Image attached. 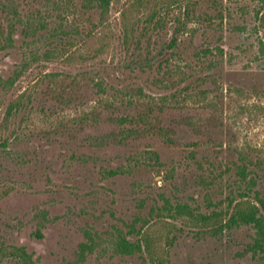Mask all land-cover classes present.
<instances>
[{
  "label": "rangeland",
  "instance_id": "obj_1",
  "mask_svg": "<svg viewBox=\"0 0 264 264\" xmlns=\"http://www.w3.org/2000/svg\"><path fill=\"white\" fill-rule=\"evenodd\" d=\"M133 2L106 21L83 0H0V74L15 78L0 245L38 264H154L114 248L149 230L167 264H264L253 226L216 233L175 210L264 197V0H176L153 20Z\"/></svg>",
  "mask_w": 264,
  "mask_h": 264
},
{
  "label": "trees",
  "instance_id": "obj_2",
  "mask_svg": "<svg viewBox=\"0 0 264 264\" xmlns=\"http://www.w3.org/2000/svg\"><path fill=\"white\" fill-rule=\"evenodd\" d=\"M172 1L176 0H134L130 11L133 7L136 9L140 6L147 10V16L153 20L158 15L160 10L166 4L172 3ZM116 2L117 0H83V3L87 8H96L100 10L102 19L106 21L109 20V14ZM107 41V39L102 41L101 47L106 45L108 43ZM58 55H60V52L57 51V49L48 50L46 52V56L48 58H55L58 57ZM71 57L72 60L77 61L78 59L83 58V55L75 52L71 55ZM14 80L15 78L12 76L4 78L0 74V101H3L7 93L11 90L14 85ZM22 104L23 102L21 98L13 100L8 107L7 115L11 116L14 109L20 108ZM6 120L8 121L9 117H7ZM154 154L158 157L156 152ZM257 199L259 203L249 199L239 200L234 205V209L229 216L224 210H214L210 213L201 211L195 212L194 209L185 204H179L175 210L179 216L185 217L189 223L202 227H211L216 233L222 232L225 228L232 226L244 224L253 226L256 229L257 234L254 242L250 243L249 247L254 253L264 256V197L257 196ZM169 231H171L170 228ZM140 233L141 238L132 241L122 230L114 241L115 250L118 253L130 255L135 253H145L154 264H167V252L165 245L162 244V234H152L149 230L140 231ZM165 237L166 241L172 239L168 233ZM171 243L172 242H169V245ZM83 246L88 247L91 245L84 243ZM6 258H15L19 263L23 264H38L33 253L29 252L23 245L7 246L1 244L0 263Z\"/></svg>",
  "mask_w": 264,
  "mask_h": 264
}]
</instances>
